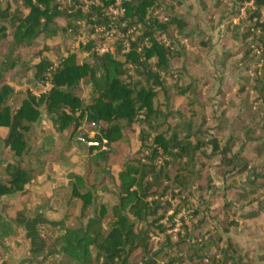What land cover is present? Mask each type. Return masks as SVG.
I'll return each instance as SVG.
<instances>
[{"label": "trees", "instance_id": "obj_1", "mask_svg": "<svg viewBox=\"0 0 264 264\" xmlns=\"http://www.w3.org/2000/svg\"><path fill=\"white\" fill-rule=\"evenodd\" d=\"M112 5L122 12L107 14ZM262 8L264 0H0V264H10L5 242L16 229L27 243L16 264H264ZM202 22L223 26L220 66L236 75L220 77L212 96L217 69L205 63L213 45ZM41 117L53 131L37 152L65 133L98 173L90 186L69 172L10 213L45 171L46 157L29 154ZM42 225L57 232L50 250ZM242 231L251 240H236Z\"/></svg>", "mask_w": 264, "mask_h": 264}, {"label": "rangeland", "instance_id": "obj_2", "mask_svg": "<svg viewBox=\"0 0 264 264\" xmlns=\"http://www.w3.org/2000/svg\"><path fill=\"white\" fill-rule=\"evenodd\" d=\"M243 9V6L241 10ZM264 13V9H261ZM57 23L61 26L64 25V22L61 19L57 20ZM201 26L203 30L205 29L208 33V35L211 38L212 42V50L211 52L206 56L205 63L206 65L210 66L211 68L215 67L217 69L216 74L214 77H210L211 80V88H210V96H212L218 85H219V78L231 79L235 78V74H232L230 71H222V67L220 66V58L224 54V51L221 47V41L223 40V26L217 27L214 31H210L209 27L205 23H201ZM112 39V38H111ZM111 39L107 40L102 39L100 43L101 50H105L108 42L111 41ZM82 40L81 36H77L76 40L71 43L70 47H76L78 42ZM216 60V61H215ZM53 129L51 126L46 125L44 118L41 117L37 123L35 124V131H34V137L39 136L37 139V143L35 148L29 153L30 155H36L37 157H46V163H45V171L43 174L39 175L36 180L29 185L27 188L28 193L19 195L17 197V201L10 207V213L13 210H20L23 207H32V205L38 200V197L40 195L48 196L51 194L53 188L57 187L58 185H61L65 179L64 177L69 173L73 172L78 175H88L87 181L90 186L93 185L92 180V170L95 171V173H98L91 163L90 156L87 154V151L81 147L75 146L73 143L69 142L68 136L65 133H58L55 136L54 144L53 146L48 147V153L43 152H37V148L42 145L43 138L45 134L52 132ZM6 129H0V142L5 138L6 135ZM92 133H90L91 135ZM127 144L124 143L123 148H126ZM135 148V147H134ZM126 150L123 151L122 154H120L118 157L114 158L111 164L118 163L121 161V158L124 154H126ZM113 172L117 170V166H114L111 168ZM66 178V177H65ZM62 179V181H61ZM105 186H109L108 183H106ZM104 198V197H103ZM105 201V199H102ZM170 213V212H169ZM185 212L181 211L179 215H176V217L173 218L174 225H172L170 230H167L168 232L171 231L172 233L176 232L178 229L179 224V216H184ZM66 224L68 225H75V222L72 220L71 217H69L66 220ZM40 232L44 239L47 242L48 249L51 248V238H53L54 235L57 234L55 230L48 225H42L40 227ZM155 237V238H154ZM160 237V236H159ZM236 240H251V237H249L245 232H239V234L235 235ZM153 242H157V238L154 235L152 237ZM26 241L23 239V232L21 229H16V233L12 234L8 237V239L5 242V251L8 257V261L10 264H16L19 260L24 258L26 255ZM3 259H0V261Z\"/></svg>", "mask_w": 264, "mask_h": 264}, {"label": "built area", "instance_id": "obj_3", "mask_svg": "<svg viewBox=\"0 0 264 264\" xmlns=\"http://www.w3.org/2000/svg\"><path fill=\"white\" fill-rule=\"evenodd\" d=\"M247 5H250L251 6V1H249ZM119 12H122V9H120V11H118L117 8L114 5L109 6L108 9H107V14H109V15H113L114 16V15H116ZM112 32L113 31L110 30V31H106L104 33L105 36H106V38H107V40L113 38V35H112L113 33Z\"/></svg>", "mask_w": 264, "mask_h": 264}, {"label": "water", "instance_id": "obj_4", "mask_svg": "<svg viewBox=\"0 0 264 264\" xmlns=\"http://www.w3.org/2000/svg\"><path fill=\"white\" fill-rule=\"evenodd\" d=\"M79 138L82 139V136H80ZM84 141L87 143V148H89L90 145L94 144V143L88 142V141H86V140H84Z\"/></svg>", "mask_w": 264, "mask_h": 264}, {"label": "crops", "instance_id": "obj_5", "mask_svg": "<svg viewBox=\"0 0 264 264\" xmlns=\"http://www.w3.org/2000/svg\"><path fill=\"white\" fill-rule=\"evenodd\" d=\"M45 123H46V125H49V126H50V124H49V123H47V122H45ZM65 177H66V176H65ZM65 177H64V179H65V181H64V182H63V181H62V179H61V181L63 182L62 184H65V183L67 182V178H65Z\"/></svg>", "mask_w": 264, "mask_h": 264}]
</instances>
